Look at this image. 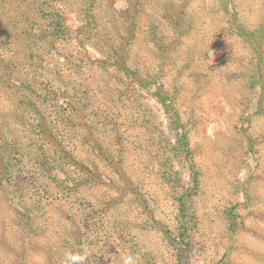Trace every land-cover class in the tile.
I'll use <instances>...</instances> for the list:
<instances>
[{
  "label": "rangeland",
  "instance_id": "1",
  "mask_svg": "<svg viewBox=\"0 0 264 264\" xmlns=\"http://www.w3.org/2000/svg\"><path fill=\"white\" fill-rule=\"evenodd\" d=\"M83 2L57 0L73 37L58 42L59 54H46L45 39L32 36L45 25L36 0H1L0 56L12 59L17 70L7 82L2 75L7 64L0 60V178L2 169H10L19 190L0 179V264H61L72 247L85 252L89 263L97 255L99 264H178L180 247L173 241L178 196L193 187L182 149L166 151L156 138L147 143L146 136L137 143L133 128L123 133V143L114 144L107 122L111 112L118 114L110 103L117 97L110 87L118 81L72 56L83 42L94 55L105 57L101 48L116 44L118 30L127 36V24L119 16L127 7L133 14L140 9L129 62L154 75L160 71L158 80L176 93L199 171L197 191L189 198L191 248L181 252L185 264H264V90L260 84L250 86L253 70L264 76V61L234 33V23L261 26L264 0H98V26L84 28L93 34L89 41L76 39L74 32L86 22ZM180 2L187 16L176 32L163 14ZM226 6L236 11V18L226 16ZM22 42L36 46L34 58ZM54 87L66 96L58 102L51 97L48 105L41 97ZM77 87L92 102L79 112L71 103ZM142 92L151 106H158L149 92ZM122 103L123 108L120 100L114 105L123 114L120 120L132 110L129 100ZM44 114L50 135L39 126ZM160 122L177 144L166 117ZM15 153L20 162L13 166ZM43 154L54 165H40ZM119 160L126 176L121 187H111L107 176H119L110 172V163ZM29 172L51 192L45 194L42 210L34 208L33 228L20 215L25 212L20 193L27 206L35 198ZM232 216L234 231L229 228Z\"/></svg>",
  "mask_w": 264,
  "mask_h": 264
},
{
  "label": "trees",
  "instance_id": "2",
  "mask_svg": "<svg viewBox=\"0 0 264 264\" xmlns=\"http://www.w3.org/2000/svg\"><path fill=\"white\" fill-rule=\"evenodd\" d=\"M83 7L81 8V13L83 14L82 18L83 21L86 22L75 29V36L76 39L80 40L81 37H85L84 39L86 41H89V39H93V34H91L87 29H84L87 24L91 25V23H94L96 26H98V20L96 18V7L98 0H83ZM36 5L40 7V11H36L38 13V17H41L45 20V25L43 27H39L37 31L33 30L34 37H41L45 39V44L43 45L44 49H46V54H49L50 51H56V53H60L58 49V42L65 41L68 39H71L72 36V28L68 24L67 17L63 14V11L59 8L57 0H36ZM45 5V6H43ZM138 7V3H132V6ZM2 7V3L0 0V8ZM45 7L50 8L49 12L48 10H45ZM134 7V8H135ZM140 9L135 10L134 14L133 11H131V7L123 8L119 11V16L121 18L125 19V22L127 24V36H124L121 34V32L118 30V38L119 40L116 42V44L110 43L106 47H103L101 49H104L107 51V54L105 57L94 55L93 52L89 49V47L85 46L83 42H80V50L77 52L72 53V56H75L80 63H84L85 65H92L97 66L98 69L102 71H106L107 73H110L113 75L114 78L117 79L118 83L117 86H109L108 90L110 89L111 92H115V96L112 100L113 102H110L111 105L116 109L118 114L114 116L113 112H111L109 115H112L107 122V125L109 126L110 131L114 134L115 142L114 144H120L123 143L124 135L123 133L127 131L130 128H133L136 130L134 136L137 138L134 140L138 143L140 141L139 136L145 137V141L148 143L149 141L152 142L153 138L158 139V143L163 145L164 148H166V151H172L177 154V151L179 148L182 149L183 152V161L187 163L188 168L191 170L193 174V187L191 188V192L186 193L182 192L181 195L178 196V205H179V223L177 226L178 234L173 237V241L176 245L179 244V254L178 255V264H185V257L183 259L182 257V250L184 249H190V242L188 240L189 230L191 229V218L190 217V202L189 198L192 193H196L198 188V174L199 171L195 169L196 163L192 154L191 144H190V138L188 131L185 130L184 122L182 121L181 112L177 108L176 105V93L171 92L168 90L162 82V80H158L160 71H156L155 75L151 74L148 70L142 71L138 67L133 66L129 61L130 58V42L134 39L136 35V20L137 14H139ZM166 20L171 21L173 26L176 29V32L179 31L180 27L183 25V21L185 20L187 16L186 8L184 5V2H180L178 4H174L173 9L170 10L167 9L166 12L163 14ZM236 11H231L228 6H226V16L231 18H236ZM167 16V17H166ZM135 17V18H134ZM230 18V19H231ZM229 19V18H228ZM234 30L235 34L241 38L243 41L247 42L249 46H251V49L258 54V61L263 62L264 57V22L261 23V26H259L256 29H250L246 25L242 23H234ZM26 32V31H25ZM27 33V32H26ZM27 37H31V35H28ZM86 41H84L86 43ZM96 43V42H95ZM22 45L26 51L30 52V57L34 58L36 53V46L22 42ZM29 54V53H28ZM38 57H36V60ZM1 62H5L7 64V67L3 69L2 72L3 78L9 82V80L16 76L14 61L12 59H7L5 57L0 56ZM32 59H30L31 61ZM43 64V63H42ZM41 63L39 65H42ZM77 67L81 64L76 63ZM258 66V63H257ZM39 67V66H38ZM162 70V68H160ZM159 69V70H160ZM255 72L254 74L250 75V78H252L250 86L255 87L257 84H260L262 86V89L264 90V78L261 70L256 69L253 70ZM17 73V72H16ZM50 86H53L50 83ZM12 86L13 83L8 84L7 86ZM140 87L142 88L141 90ZM139 91V92H138ZM141 91V92H140ZM142 91H147L146 93H150L149 95L151 97H154L156 100L158 106H151L149 104L148 99H146V95L143 94ZM78 87L72 89V96L71 97V103L73 105V108L79 112L82 111V108L89 106L92 102H86L85 98L82 97V95L78 94ZM50 93V95H49ZM85 93L88 95V98H90L89 90L85 89ZM135 93H138L137 96L133 98V95H136ZM133 94V95H132ZM53 95V96H52ZM66 96L63 92H58V90H55V87L52 88L45 96L41 97L43 102L47 101L48 105L49 99L51 97H54L56 99V102L59 101L58 97H64ZM114 96V95H113ZM20 97V96H19ZM74 98V99H73ZM117 98V99H116ZM124 98V99H123ZM116 99V100H114ZM118 100L121 102V107L123 108V101L129 100V104L132 106V110L129 114L125 116L123 119H119L118 117H122V112L119 110V108L115 107L118 103ZM91 101V99H90ZM129 105V106H130ZM112 107V106H109ZM125 107V105H124ZM152 107L154 109H152ZM129 108L128 105L125 107V109ZM107 109V108H106ZM114 110V109H113ZM33 111L36 112V106L33 108ZM115 111V110H114ZM115 112V113H117ZM50 114V113H49ZM51 115V114H50ZM95 115H99L98 111H95ZM106 115V118L109 116ZM166 117L167 119V125L170 131L175 132L177 137V144L173 143L170 140L169 135L166 133L164 129L161 127L160 118ZM49 116L47 114H44L39 121V126L41 128V131L46 133L47 135L52 134V131L50 129V126L47 122V118ZM100 119V118H98ZM36 120V119H34ZM159 120V121H158ZM47 122V123H46ZM31 127L34 129L37 128V124L34 125L31 124ZM108 131V129H107ZM141 142V141H140ZM139 142V143H140ZM51 145H55L52 143ZM139 145V148L142 147V144H136ZM101 147V146H100ZM124 149V147H123ZM122 147L119 150H123ZM44 153V152H43ZM45 155L41 159H39L40 165L46 164V159H44ZM14 160L16 161L13 166L17 165V162H20V158L16 157V153L13 155ZM56 159V158H55ZM50 165H54V161H48ZM112 166L110 167V172H116L119 176L118 180H115L114 178H109L112 182L110 185L111 187L118 186L121 187L120 183H122V180L125 179V173L123 169V162L121 160L117 161L116 163H110ZM4 165V164H2ZM3 168V166H2ZM11 173L10 169H2L1 173V180L7 181L8 183L11 181V184H13L14 189L16 186H14L15 183V176L10 175ZM165 172L162 173L164 175ZM23 175V174H21ZM29 176L26 178L28 179V183H32V193L30 194L32 197L35 196L33 199V204L31 206H27V202L25 201V194L20 193L19 197L21 198L22 207L25 210V212H21V220L24 221L25 225H27L28 228H33L34 224L36 222V215H35V209L37 211L42 210L45 205L43 204V198H45V194L47 193L49 196H51V192H49L47 189V185H42L37 182V176L34 174V172H29ZM99 176H101L98 173ZM9 177V178H8ZM24 177V176H23ZM92 175H90V178ZM36 183V184H35ZM19 190V188H16ZM29 196V195H28ZM30 199V198H28ZM49 203V202H48ZM47 206V204H46ZM35 208V209H34ZM42 208V209H41ZM230 215L233 213V211L229 212ZM193 219V217H192ZM236 220L235 217L232 216L229 228L234 231L236 229ZM181 244H184L183 247H181ZM73 251L76 250V247L71 248ZM85 253V252H81ZM88 257V256H87ZM89 259V258H88ZM88 259L86 261V264H99V257L97 255H93L92 261L89 263ZM61 264H64V261L61 260Z\"/></svg>",
  "mask_w": 264,
  "mask_h": 264
},
{
  "label": "clouds",
  "instance_id": "3",
  "mask_svg": "<svg viewBox=\"0 0 264 264\" xmlns=\"http://www.w3.org/2000/svg\"><path fill=\"white\" fill-rule=\"evenodd\" d=\"M88 257L80 251L67 250L63 254L64 264H86Z\"/></svg>",
  "mask_w": 264,
  "mask_h": 264
}]
</instances>
